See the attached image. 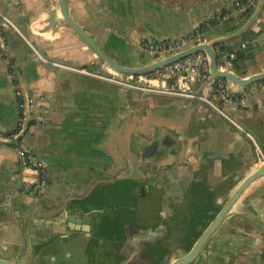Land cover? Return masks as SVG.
Segmentation results:
<instances>
[{
	"label": "crops",
	"instance_id": "0c3cea01",
	"mask_svg": "<svg viewBox=\"0 0 264 264\" xmlns=\"http://www.w3.org/2000/svg\"><path fill=\"white\" fill-rule=\"evenodd\" d=\"M234 1L66 0V4L70 17L113 60L137 65L150 60L140 48L142 38L177 35L220 12H228L234 25L219 30L212 21L206 27L208 38H221L225 45L264 34V0H254L248 11L236 8ZM0 10L18 28L4 30L0 130L8 135L15 128L19 115L15 90L20 88L30 111L28 129L20 141L44 162L48 178L37 195L27 193L23 183L33 173L20 169L16 142H0V192L8 196L0 201V258L19 264H69L72 259L88 258L92 247L88 240L71 234L60 240L53 221L56 212L47 213L36 203L80 205L95 184L139 174L140 162L127 147L132 138H170L184 144L188 156L172 157L167 163L188 180L183 213H194L196 206L204 208L202 230L240 180L264 159L258 146L254 159L240 132L200 101L145 92L134 98L136 90L94 74L75 72L71 66L66 71L46 67L32 50L63 58L92 73H125L108 66L65 22L58 0H0ZM233 69L238 72V66ZM247 69V73L263 70L264 63ZM192 86L196 88L198 82ZM146 96L156 97L157 102L149 108L150 117L142 119L137 102ZM235 118L264 140V90L250 93ZM262 182L259 178L246 186L191 264H262ZM8 198L11 203H3ZM172 234L175 249L169 263L187 250L179 245L177 227Z\"/></svg>",
	"mask_w": 264,
	"mask_h": 264
},
{
	"label": "flooded vegetation",
	"instance_id": "af4514ba",
	"mask_svg": "<svg viewBox=\"0 0 264 264\" xmlns=\"http://www.w3.org/2000/svg\"><path fill=\"white\" fill-rule=\"evenodd\" d=\"M149 38L140 40L142 51ZM233 66L238 63L234 61ZM245 133L255 137L249 129ZM127 147L140 162L139 174L122 176L118 188L113 181L95 184L80 205L60 201L48 204L44 200L36 203L47 213L56 212L53 221L60 240L62 235L71 234L91 244L88 258L72 259L69 264H170L175 249L171 244L173 229L177 227L182 251L190 248L194 241L191 236L201 233L204 208L196 206L194 213H183L188 180L167 163L172 157L188 156L184 144L170 138H132ZM47 184L48 178L33 193L37 195ZM70 214L83 219L77 222L69 218Z\"/></svg>",
	"mask_w": 264,
	"mask_h": 264
},
{
	"label": "built area",
	"instance_id": "2783aa9c",
	"mask_svg": "<svg viewBox=\"0 0 264 264\" xmlns=\"http://www.w3.org/2000/svg\"><path fill=\"white\" fill-rule=\"evenodd\" d=\"M254 0H235V7L239 9L247 8ZM228 12H220L212 17L217 22L222 21L228 16ZM4 27L16 25L7 17L2 18ZM210 20L206 19L198 22L189 32L174 38H149L143 43V53L150 57H163L183 50L192 45L208 41L206 27ZM213 49L216 56V64L219 69H233L232 60L226 56L225 49L220 42H214ZM5 50V38L3 27L0 26V54ZM226 56V57H225ZM89 74H94L107 81L127 86L137 90H149L168 95L193 96L199 90L198 99L206 102L210 108L216 111L241 129V124L232 117L227 111V105L233 103L238 107L247 104L248 95L256 90H264V79L250 83L248 86L237 87L232 81L214 75L209 69V61L206 52L202 49L191 52L162 66H159L147 73H118L109 74L92 73L84 68L78 69ZM198 82L194 88L192 83ZM15 94L18 98L17 107L19 115L14 130L4 135L0 130V142L6 139L19 138L17 140L16 156L21 170H30L33 175L26 177L23 189L28 193H33L38 188L45 185L47 181V170L44 162L38 158L32 148L24 145L20 140L25 133L26 124L30 119L29 100L23 96L20 88H16ZM247 135L254 138L251 134ZM255 142V141H254ZM261 153V151H260ZM263 156V153H261ZM262 264H264V250L261 252Z\"/></svg>",
	"mask_w": 264,
	"mask_h": 264
},
{
	"label": "water",
	"instance_id": "95a60500",
	"mask_svg": "<svg viewBox=\"0 0 264 264\" xmlns=\"http://www.w3.org/2000/svg\"><path fill=\"white\" fill-rule=\"evenodd\" d=\"M58 6L59 10L61 13L62 18L65 20V22L86 42V44L94 50V52L112 69L120 72H125V73H147L149 71H152L153 69L162 66L168 62H171L177 58H180L184 55H187L191 52H194L196 50L202 49L206 52L208 56V61H209V69L210 71L216 75L220 76L223 78L228 79L229 81H232L237 87H242V86H248L250 83L264 79V69L252 73H247V68L249 65L254 64V63H264V34L257 33L256 36L253 35H248L247 37L244 38H238L234 40L232 43H227L224 45V49L226 52V56L228 57L230 54L232 56H229V58L234 62L236 61L238 63V72L235 70H230V69H219L216 64V56L215 52L213 49V44L214 42H220L222 41L221 38H208V41L189 46L187 48H184L181 51L165 55L163 57H150L149 56V61L148 62H143L141 64L137 65H123L115 60L107 52H105L98 44L70 17L68 10H67V4L66 0H58ZM7 17L10 20L13 21V18L10 15H7L3 10H0V26L3 27V32L6 28H13L12 26L4 27L2 24V18ZM16 18V17H15ZM198 23V22H197ZM197 23H195L189 30L183 31L180 34L177 35H156L155 38H174V37H179L187 32H189ZM15 24V23H14ZM16 25V24H15ZM234 25V22L230 21L228 17L224 19L223 22L218 24L219 30H224L225 28H232ZM18 30V28H17ZM19 32L24 33V30H20ZM240 31L234 36H239ZM255 42L257 43L256 46ZM25 50H27L25 48ZM30 50V49H29ZM33 56L40 55L44 60V65L49 68H53L54 70L57 71H66L68 70L67 66H71V70L75 72H79L80 66H76L72 62L65 60L63 58L59 57H52L46 55L42 51H35L32 50L31 53ZM225 56V57H226ZM52 63H56L53 65ZM244 73H247L245 75H242ZM114 83V82H112ZM116 84V83H114ZM119 85V84H117ZM124 88H129L127 86H122ZM132 89V88H131ZM136 90V89H133ZM140 91V90H139ZM146 94H154V95H164L163 93L160 92H155V91H149V90H144ZM199 95V90H196L193 94V96H180L182 98H187L189 99L192 103H196L200 101L202 104L209 106L206 102L199 100L198 99ZM179 96V95H176ZM221 116V115H220ZM224 118L223 116H221ZM236 119V118H235ZM224 120L230 124L236 131L240 132V135L246 139L248 148L253 156L254 159H257L256 156V147L260 149V151L264 154V140L259 138L256 134H254L253 130L250 129L245 123L238 121L243 129H238L234 124H232L229 120L224 118ZM28 124H26V130L25 133L27 132L28 129ZM250 130L254 137V141L252 138H250L246 133L245 130ZM14 130V129H13ZM24 133V134H25ZM23 134V135H24ZM19 138H13V139H6L7 142L9 143H14L17 142ZM5 140V141H6ZM259 178L263 179L262 184H264V159L261 160L259 165L253 169L252 171L248 172L242 180L237 184V186L231 191V193L228 195L220 209L216 212L214 217L208 222V224L205 226V228L202 230V232L199 234V236L193 241L191 244L190 248L187 249L186 251L182 252V255L174 258L170 264H191L196 259L199 257L201 250L205 243L207 242L208 238L211 236V234L214 232V230L217 228V226L224 220L226 215L228 214L230 208L232 207L233 203L238 199L240 194L244 191L246 186H248L251 182L258 180ZM7 196L6 193L0 192V201ZM8 197V196H7ZM11 203L10 199L6 200V202L3 203ZM14 210V209H13ZM11 215H14V212L10 210ZM9 213V214H10ZM85 217V216H84ZM70 219H76V221H81L83 217L75 216V214H70L69 215ZM87 218V217H85ZM56 223V221H55ZM54 223V224H55ZM57 224V223H56ZM61 224V223H60ZM69 227L71 225H68ZM72 227V226H71ZM70 227V228H71ZM264 230V226H262ZM61 231L63 232L64 229L61 228ZM64 233V232H63ZM65 234H67L65 232ZM63 237H67V235H62ZM16 241V240H14ZM0 264H19L18 262H14L13 260L9 259H4L0 258Z\"/></svg>",
	"mask_w": 264,
	"mask_h": 264
},
{
	"label": "rangeland",
	"instance_id": "374dc122",
	"mask_svg": "<svg viewBox=\"0 0 264 264\" xmlns=\"http://www.w3.org/2000/svg\"><path fill=\"white\" fill-rule=\"evenodd\" d=\"M132 96H134V98H136V96H140L139 93L135 92L132 94ZM156 97H149L146 96V98L143 101L137 102L138 106L140 107V117L142 119H146V116L149 114L150 112V107L151 105L156 104ZM241 109H244V107H238L236 105H234L233 103H230L227 105V111L228 113L232 116V117H236V113L239 112ZM150 117V114L148 115V118ZM105 183H103L104 185ZM102 185V184H101ZM100 185H98L99 187ZM86 200V199H84Z\"/></svg>",
	"mask_w": 264,
	"mask_h": 264
},
{
	"label": "trees",
	"instance_id": "16d2710c",
	"mask_svg": "<svg viewBox=\"0 0 264 264\" xmlns=\"http://www.w3.org/2000/svg\"><path fill=\"white\" fill-rule=\"evenodd\" d=\"M248 10H249V8H245V10H243V11H248ZM224 19H225V18H224ZM224 19H223L222 21H220V22H217V21H215V20H212L211 18H210L209 20H210V23L213 21V22H215V24H220L221 22L224 21ZM221 46H222V48H224V44L221 43ZM120 182H121L120 180H117L116 182H113V183H114L115 186L118 188Z\"/></svg>",
	"mask_w": 264,
	"mask_h": 264
},
{
	"label": "bare ground",
	"instance_id": "6f19581e",
	"mask_svg": "<svg viewBox=\"0 0 264 264\" xmlns=\"http://www.w3.org/2000/svg\"><path fill=\"white\" fill-rule=\"evenodd\" d=\"M106 66V65H105ZM110 69V68H109ZM98 73V72H97Z\"/></svg>",
	"mask_w": 264,
	"mask_h": 264
}]
</instances>
